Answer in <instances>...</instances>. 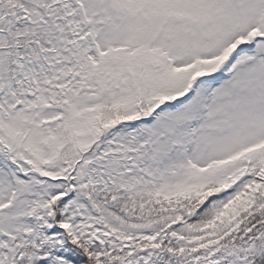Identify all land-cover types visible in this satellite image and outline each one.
Masks as SVG:
<instances>
[{
    "label": "snow or ice",
    "instance_id": "snow-or-ice-1",
    "mask_svg": "<svg viewBox=\"0 0 264 264\" xmlns=\"http://www.w3.org/2000/svg\"><path fill=\"white\" fill-rule=\"evenodd\" d=\"M0 264H264V0H0Z\"/></svg>",
    "mask_w": 264,
    "mask_h": 264
}]
</instances>
